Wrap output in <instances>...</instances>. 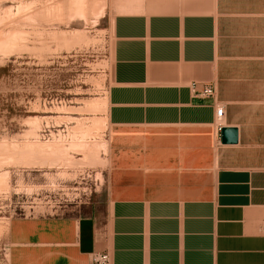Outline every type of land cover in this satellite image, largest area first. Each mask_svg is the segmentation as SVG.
Returning <instances> with one entry per match:
<instances>
[{
  "label": "crops",
  "instance_id": "1",
  "mask_svg": "<svg viewBox=\"0 0 264 264\" xmlns=\"http://www.w3.org/2000/svg\"><path fill=\"white\" fill-rule=\"evenodd\" d=\"M108 9L106 214L13 219L7 263L264 264V0Z\"/></svg>",
  "mask_w": 264,
  "mask_h": 264
},
{
  "label": "rangeland",
  "instance_id": "2",
  "mask_svg": "<svg viewBox=\"0 0 264 264\" xmlns=\"http://www.w3.org/2000/svg\"><path fill=\"white\" fill-rule=\"evenodd\" d=\"M112 14L0 0V264L13 219L106 214Z\"/></svg>",
  "mask_w": 264,
  "mask_h": 264
},
{
  "label": "built area",
  "instance_id": "3",
  "mask_svg": "<svg viewBox=\"0 0 264 264\" xmlns=\"http://www.w3.org/2000/svg\"><path fill=\"white\" fill-rule=\"evenodd\" d=\"M216 94L215 88L213 86H206L198 93L200 97L204 98H214ZM224 115V105L217 104L215 108V118L218 123L223 119ZM221 128L218 127L220 132ZM91 264H110L109 256L106 253H97L92 256Z\"/></svg>",
  "mask_w": 264,
  "mask_h": 264
},
{
  "label": "water",
  "instance_id": "4",
  "mask_svg": "<svg viewBox=\"0 0 264 264\" xmlns=\"http://www.w3.org/2000/svg\"><path fill=\"white\" fill-rule=\"evenodd\" d=\"M220 139L222 144L232 145L238 141V131L235 128H222L220 130Z\"/></svg>",
  "mask_w": 264,
  "mask_h": 264
},
{
  "label": "bare ground",
  "instance_id": "5",
  "mask_svg": "<svg viewBox=\"0 0 264 264\" xmlns=\"http://www.w3.org/2000/svg\"><path fill=\"white\" fill-rule=\"evenodd\" d=\"M32 135H36V133H35V134H32ZM32 135H30V136H32ZM33 137H34V136H33ZM36 137H37V136H36ZM28 140H29V139H28ZM28 140H27V141H28ZM26 143H28V142H25V144H26ZM35 143H36V142H35ZM35 143H33V144H35ZM28 144H30V143H28ZM36 144H37V143H36ZM36 144H35V146H36ZM38 144H39V143H38ZM26 146H27V145H26ZM29 146H32V145H29ZM32 147H34V145H33ZM29 148H30V147H29Z\"/></svg>",
  "mask_w": 264,
  "mask_h": 264
}]
</instances>
